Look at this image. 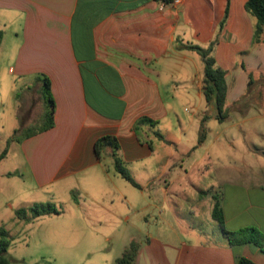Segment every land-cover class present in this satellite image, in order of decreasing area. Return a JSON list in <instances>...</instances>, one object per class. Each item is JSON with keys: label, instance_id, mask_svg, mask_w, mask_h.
Segmentation results:
<instances>
[{"label": "crops", "instance_id": "1", "mask_svg": "<svg viewBox=\"0 0 264 264\" xmlns=\"http://www.w3.org/2000/svg\"><path fill=\"white\" fill-rule=\"evenodd\" d=\"M174 1L0 0V70L19 80L28 105L39 103L40 128L45 79L54 104L52 128L11 140L0 209L16 215L20 193L55 188L69 196L71 236L121 234L125 250L147 235L143 221L168 212L181 232L154 224L149 264H264L263 249L231 245L212 216L218 201L228 232L264 235V88L260 102L234 107L250 77H264V43H253L248 0ZM212 43L227 85L223 122L203 93V60L186 48Z\"/></svg>", "mask_w": 264, "mask_h": 264}, {"label": "rangeland", "instance_id": "2", "mask_svg": "<svg viewBox=\"0 0 264 264\" xmlns=\"http://www.w3.org/2000/svg\"><path fill=\"white\" fill-rule=\"evenodd\" d=\"M13 87H15L14 95L11 92ZM21 88L22 84L19 80L12 77L8 73V69H5L2 65L0 70V154L8 149L11 140L23 141L27 138L26 135L29 132L39 131L44 122L42 120L39 103H36L33 99L32 105H28L24 100V93ZM16 94H19V96H16ZM178 161V159H175L172 161V165L177 166ZM0 170H5L3 163L0 164ZM127 187L134 191L135 195L138 194L137 190L128 185ZM49 190L52 193L55 192V195H51L48 190L33 192V194H28V192L21 194L19 192L20 196L18 200H13L12 207L27 209L35 204L51 203L59 211L58 214H48L36 218L30 217V214H28L26 219L21 220L16 215L11 214L8 208L4 207L0 209V227L6 224V227H4L7 231L12 230L9 234L10 245L5 253V258L9 263L115 264L116 260L121 257L126 242V240L120 237L121 234L112 240L100 239V237H97L93 233L74 234L71 236L70 232L74 228V225L69 222L70 212L69 206L67 205V203L69 204V196L67 193H57L55 188H50ZM9 196L7 195V198ZM2 201H4V198L0 197V202ZM11 215L17 221L21 220L19 229L14 228L11 220H9ZM153 218H148V224L146 221H143L147 235H140L135 241L138 245V256L133 264H149L147 257L149 252L145 250L151 249V237H148V235L151 234V229L154 227V224L162 225L163 220H165L166 224L171 225L181 232V227L171 218L168 212L163 214L162 219L156 220L155 217ZM177 219L180 221V217H177ZM181 222H183L182 225L186 226L187 223L184 220ZM143 225L139 224L144 229ZM165 226L170 228L167 225ZM121 227L124 229L128 228L129 231H132L130 224H124ZM206 229L210 231V235L212 236L211 227H206ZM85 231L89 232L88 224L86 225ZM179 237L180 240L169 241L177 244L184 242L185 239L182 236ZM148 238L150 246L147 243ZM129 243L130 241L126 243L127 247L130 245Z\"/></svg>", "mask_w": 264, "mask_h": 264}, {"label": "trees", "instance_id": "3", "mask_svg": "<svg viewBox=\"0 0 264 264\" xmlns=\"http://www.w3.org/2000/svg\"><path fill=\"white\" fill-rule=\"evenodd\" d=\"M246 11L253 17L255 22L253 43H264V0H248L246 3ZM1 40V34H0ZM214 43L208 48H202L196 45H188L186 48L190 51L198 54L204 63V87L203 93L208 103H213L217 110V118L220 122L227 120L228 111L225 108V99L227 92V85L225 81V72L215 65V60L211 56ZM252 87L256 88L252 91ZM264 88V77L260 80H254L252 76L249 79V91L247 95L235 104V108L239 111H245L248 109L250 103L260 102L262 99V90ZM43 98L45 103V126L40 128L39 131H31L26 137L33 136L39 132H44L53 127V115L54 104L50 93L49 81L45 79V85L43 87ZM202 136L199 141H202ZM16 141V139H14ZM106 138L103 143H105ZM108 141V140H107ZM106 141V142H107ZM19 142V141H18ZM7 149L0 154V162L6 156ZM116 171L133 186L138 187L137 183L133 180L130 174L125 170L120 161H115ZM59 211L55 205L51 203H39L35 204L27 209H19L16 211L18 219L24 220L28 214L30 217H39L48 214H58ZM213 219L218 222L222 233L227 237L231 245L237 244H254L264 250V235L254 228L245 229L240 232H228L224 226V217L218 201H216L213 209ZM10 245L9 232L4 226L0 227V264H10L5 258V253ZM138 250V245L135 241H132L130 245L123 251L120 258H118L115 264H133ZM236 264H255L251 260L245 257H237Z\"/></svg>", "mask_w": 264, "mask_h": 264}, {"label": "built area", "instance_id": "4", "mask_svg": "<svg viewBox=\"0 0 264 264\" xmlns=\"http://www.w3.org/2000/svg\"><path fill=\"white\" fill-rule=\"evenodd\" d=\"M179 2H180L179 0H175V1H174L175 4H178Z\"/></svg>", "mask_w": 264, "mask_h": 264}]
</instances>
